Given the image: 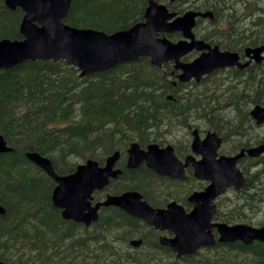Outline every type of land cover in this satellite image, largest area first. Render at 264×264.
I'll return each instance as SVG.
<instances>
[{"label":"trees","instance_id":"16d2710c","mask_svg":"<svg viewBox=\"0 0 264 264\" xmlns=\"http://www.w3.org/2000/svg\"><path fill=\"white\" fill-rule=\"evenodd\" d=\"M158 1L179 14L187 9H211L213 18H199L194 32L222 49L243 55L245 47L264 44V0ZM146 6L147 0H71L64 22L110 33L143 20ZM22 16L19 7L10 10L0 0V39L21 38ZM167 36L180 38L178 32ZM195 56L192 52L183 59ZM176 74L171 62L156 67L148 57L84 77L64 60H27L0 69V134L11 147L0 152V205L5 210L0 214L1 261L264 264V242L260 241L216 242L193 255L176 257L160 245V232L117 207H102L98 221L90 227L65 220L50 201L53 180L26 158L27 152H38L50 158L58 174H69L88 158L103 163L107 155L119 150L121 173L95 194L96 200L107 193L137 190L152 206L176 199L188 207L186 197L199 184L166 178L170 187L159 185L144 166L125 167V150L132 142L141 146L170 143L182 157L190 151L192 128L217 132L226 153L263 142L264 134L249 111L255 104L264 105V61L243 70L214 71L199 83H180ZM238 165L246 176L245 184L219 198L215 219L261 226L264 153L257 158L244 156ZM256 213L261 217L252 220ZM133 238L142 239L140 246H130Z\"/></svg>","mask_w":264,"mask_h":264},{"label":"water","instance_id":"95a60500","mask_svg":"<svg viewBox=\"0 0 264 264\" xmlns=\"http://www.w3.org/2000/svg\"><path fill=\"white\" fill-rule=\"evenodd\" d=\"M144 20L129 28L107 33L94 28H78L63 20L68 14L71 0H4L9 9L20 7L23 17L19 24L21 39H0V69L10 68L27 60H64L77 67L80 76L109 69L119 63L149 57L150 62L160 67L173 61L180 82L201 76L214 69L236 65L243 68L249 62L240 63L239 55L232 51H221L193 33L196 17L212 18L211 11L187 10L182 14L169 11L157 0H147ZM170 2L174 0H169ZM180 32L182 38L171 41L160 33ZM192 50L202 51L188 62L180 58ZM264 45L247 47L245 55L260 62ZM257 124L264 121V106L254 105L250 111ZM191 150L193 154L179 159L171 145L160 147L149 144L146 149L132 142L127 149L126 166L135 168L145 165L159 175L185 179V167L191 166L194 177L208 182L204 189L193 191L188 202L189 211L176 201L166 207L154 208L142 199L135 190L119 194H108L105 199L91 205L92 193L104 188L110 177H116L120 169H114L119 152L109 155L100 166L93 159L77 165L74 172L59 175L53 169L50 159L38 152H27L26 157L40 167L56 183L52 189V204L62 209V217L89 226L98 219L100 206H116L129 215L139 218L156 229L167 230L171 236L162 235L159 241L177 255L194 253L199 247L215 243L213 229L219 242L241 241L245 244L254 240L264 242V225L259 227L245 223L227 224L212 222L216 212L214 200L228 187L239 190L245 184V176L237 167V161L247 154L257 157L264 152V143L241 149L234 155H218L221 138L216 132L208 131L203 139L197 129L192 131ZM11 150L0 134V152ZM195 155H200L196 159ZM0 214L4 208L0 205ZM141 239H132L130 244L138 246ZM0 264H6L0 261ZM143 264H153L146 262Z\"/></svg>","mask_w":264,"mask_h":264},{"label":"flooded vegetation","instance_id":"af4514ba","mask_svg":"<svg viewBox=\"0 0 264 264\" xmlns=\"http://www.w3.org/2000/svg\"><path fill=\"white\" fill-rule=\"evenodd\" d=\"M222 49V48H221ZM222 50H230V49H222ZM230 51H235V50H230ZM235 52H237V51H235ZM239 53V52H238ZM250 60V58L249 57H247L246 55H245V53L243 52V55H241L240 53H239V61L241 62V63H246V62H250L249 61ZM250 65V63L248 64V66ZM224 67H222V69L221 68H219V69H217L218 71H220V72H222L223 71V73H225L226 71H228L229 69H231V68H233V66L231 67V66H226L224 69H223ZM243 69H245V67H243L242 69L240 68V69H238V70H243ZM217 70H214L215 72H217ZM214 71H212V72H214ZM212 72L211 73H209V74H212ZM202 133V132H201ZM141 148H143V149H146V146H141ZM127 150V149H126ZM125 150V151H126ZM219 154L220 153H223V149L222 148H220V150H219V152H218ZM188 154V153H187ZM187 154H184V155H187ZM184 155L182 156V157H184ZM127 157H128V155H127V153L125 152V155H124V157H123V161H124V165L126 164V160H127ZM121 158V155H120V157H119V159ZM195 158L196 159H199L200 158V156L199 155H197V156H195ZM119 159H118V161H119ZM117 161V162H118ZM116 166L117 167H119L118 166V164H116ZM141 166H144V168H147L146 167V165L143 163L142 165H140V167ZM139 168V167H138ZM148 169V168H147ZM149 170V169H148ZM151 171V170H150ZM152 172V171H151ZM154 175V178H155V180H156V183L157 184H159V185H163V186H167V187H170V185H171V181H169V180H171L172 178H170V177H167V176H161V175H158V174H156V173H154V172H152ZM185 174H186V178L184 179V180H192L193 182H196L197 184H199V185H196V186H198V187H196L195 189H193L192 191H194V190H202L205 186H206V184L208 183L207 181H205V180H202V179H198V178H196V177H194V175H193V169H192V167L189 165V166H187V167H185ZM166 178H168L169 180H167ZM157 184H155V185H157ZM229 190H231V189H227V191H226V193L229 191ZM225 193V194H226ZM224 194V195H225ZM223 195V196H224ZM188 197V196H187ZM186 197V202H187V204H189V206L188 207H185L186 208V210H190L191 208H192V204H190L189 202H188V198ZM171 200H176V199H171ZM178 201V200H177ZM217 201V200H216ZM179 202V201H178ZM166 204H167V202L163 205V207H165L166 206ZM142 243V242H141Z\"/></svg>","mask_w":264,"mask_h":264},{"label":"rangeland","instance_id":"374dc122","mask_svg":"<svg viewBox=\"0 0 264 264\" xmlns=\"http://www.w3.org/2000/svg\"><path fill=\"white\" fill-rule=\"evenodd\" d=\"M260 129H261V132L264 134V124L260 125ZM185 131H182L181 133H183ZM182 142H184V140H182ZM264 216V215H263ZM261 217V213H256L254 215V217H252L253 219L252 220H257ZM246 222V221H245Z\"/></svg>","mask_w":264,"mask_h":264},{"label":"bare ground","instance_id":"6f19581e","mask_svg":"<svg viewBox=\"0 0 264 264\" xmlns=\"http://www.w3.org/2000/svg\"><path fill=\"white\" fill-rule=\"evenodd\" d=\"M210 10H211V9H210ZM250 60H251V59H250ZM250 60H249V61H250ZM231 67H232V66H231ZM224 68H225V67H224ZM224 68H223V69H224ZM221 69H222V68H221ZM241 69H242V68H241ZM245 69H246V68H245ZM252 77H253V75H252ZM248 79H251V78L249 77ZM231 84H232V83H231ZM239 84H240V83H239ZM226 85H227V84H226ZM236 85H237V84H236ZM229 86H230V85H229ZM243 86H244V85H243ZM226 87H227V86H226ZM231 87H233V86H231ZM233 88H234V87H233ZM227 89H229V88H227ZM243 89H244V88H243ZM224 90H225V89H224ZM226 91H227V90H226ZM227 93H228V91H227ZM170 94H171V93H170ZM172 96H173V94H172ZM171 100H172V99H171ZM252 104H253V103H252ZM5 141H6V140H5ZM6 143H7V142H6ZM247 148H248V147H247ZM115 151H116V150H115ZM115 151H114V152H115ZM118 151H119V150H118ZM29 152H30V151H29ZM125 152H126V151H125ZM112 153H113V152H112ZM107 156H108V155H107ZM26 158H27V157H26ZM27 160H28V159H27ZM126 161H127V160H126ZM125 191H126V190H125ZM50 195H51V194H50Z\"/></svg>","mask_w":264,"mask_h":264}]
</instances>
